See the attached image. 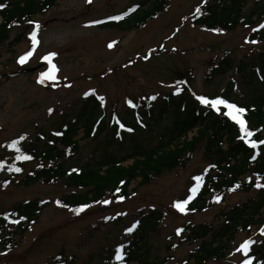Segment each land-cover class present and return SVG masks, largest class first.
<instances>
[{"label":"rangeland","instance_id":"1","mask_svg":"<svg viewBox=\"0 0 264 264\" xmlns=\"http://www.w3.org/2000/svg\"><path fill=\"white\" fill-rule=\"evenodd\" d=\"M9 0H0L3 4ZM13 1V0H10ZM143 0H57L46 14H38L25 32L13 31L12 37L21 35L17 45L5 44L0 48V213L15 204L36 198L50 201L37 221L23 234H18L5 248L0 239V264H47L60 253L72 257L69 264H109L116 261V250L135 238L142 212L152 208L164 212L165 220L154 230L149 229L147 251L151 259L171 257L170 264L184 261L199 244L183 241L185 234L178 230L188 221L196 224L221 225L219 211L245 202L255 192L230 194L224 205L192 213L181 212L174 204L183 201L195 182L197 173L206 166L200 147L185 170L164 173L152 183L140 187L133 181L134 192L126 200L106 197L101 203L77 213L57 205L58 198L69 190L63 183L31 186L18 185L21 177L7 182L8 167L15 156L8 148L11 141L35 140L40 133L49 136L59 127L71 124L81 115L87 103L97 101L96 117L109 121L113 113L122 117L126 110H133L135 101H146L155 96L160 101L166 94H174L180 84L178 73H185L195 95L217 97L222 90L237 80L233 96L239 100L264 93V86L246 84L234 70L206 82L209 68L225 53L239 62L250 59L253 52H264V43H249L248 27L219 34L195 27L191 15L203 0H169L168 9L137 30L122 31L103 24L109 17L128 10ZM253 7L248 3L245 12ZM1 21V19H0ZM99 21V23H93ZM37 31L39 41L34 55L25 64L19 57L32 49L31 33ZM113 44V47H109ZM56 53L53 63L59 69L56 80L39 83V75L46 71L48 62L43 59ZM182 71V72H181ZM94 90V91H93ZM87 94V95H86ZM99 97H103L101 101ZM131 100L133 103L129 104ZM51 110V111H50ZM170 118L158 122L151 129L142 128L141 144L150 147L158 143L161 130ZM145 129V130H144ZM194 132H190L192 136ZM83 135V129L79 136ZM104 132L101 141L85 140L82 143L80 164L91 157L106 152L129 165L132 149L118 143L106 147ZM49 139V138H47ZM34 166L29 164L27 169ZM109 201V203H103ZM135 225L134 231L126 229ZM15 225H10L11 231ZM249 236L239 232L232 244L227 260L207 264H238L245 260L243 251L237 249ZM172 248L168 249V247ZM131 264H136L133 261ZM264 264V262L262 263Z\"/></svg>","mask_w":264,"mask_h":264},{"label":"trees","instance_id":"2","mask_svg":"<svg viewBox=\"0 0 264 264\" xmlns=\"http://www.w3.org/2000/svg\"><path fill=\"white\" fill-rule=\"evenodd\" d=\"M56 3L57 0H9L3 3L4 7L0 8V48L5 44H19L22 33L33 18L38 14H46ZM248 3H252L253 7L245 12ZM168 7L169 0H143L134 6L138 8L136 11L113 15L103 24L131 31L163 14ZM198 7L201 12L196 13L195 10L191 15L193 26L219 34L235 31L240 26L248 27L251 31L246 35V41L264 43V28L261 27L264 25V0H204ZM112 17L122 19H111ZM20 28L23 30L21 35L12 37L13 31ZM216 29L219 31H214ZM247 57L236 62L230 53H225L209 68L206 82L211 84L217 77L234 70L246 84L260 83L264 86V52H253L250 56L252 58ZM190 79L185 73H178L176 81L180 84L179 91L177 89L174 94H166L160 101H135L133 110H126L123 117L115 112L109 121L96 117L97 101L94 104L87 103L78 119L55 129L49 136L40 133L28 144L24 140H17L20 153L10 147L11 141L8 148L15 159L7 169V182L21 177L17 183L21 186L63 183L69 191L56 201L59 207L74 209L88 205L87 208H92L108 196L120 201V197L128 199L134 192L131 189L133 181L140 179L138 185L142 187L164 173L185 170L196 151L202 147L207 164L197 173L196 176L201 179L195 180L184 199L191 197L186 205L187 211L202 213L211 210L216 205H224L228 196L237 192H255V196L230 208H222L217 217L222 223L218 227L188 221L181 228V232L185 234L183 241H195L199 244L178 264H207L227 260L239 232L249 236L247 241H254L245 260L251 258L252 264H262L264 188H257L255 185L257 182L264 184V145L253 149L246 139H240L242 133L239 126L224 114L227 109L221 106V111L217 112L210 106L201 104L196 99L197 96L210 99L216 97L195 95ZM236 84L237 80L233 78L217 97L245 108L247 111L244 119L248 128L255 133L251 139L264 140V93L239 100L233 96ZM166 118H170V123L161 130L158 143L150 147L143 146V133L138 130L146 128L154 132V126ZM195 128L196 135L188 139V133ZM81 129L83 135L78 137ZM104 132L107 133L103 139L106 147L118 143L120 146L126 144L133 150L129 156L133 158L131 164L124 165L123 162L128 157L118 158L107 149L103 155L91 157L80 164L83 141H101ZM20 154L30 155L32 159H17ZM32 163L34 166L27 169ZM12 166L19 167L22 171H10ZM193 188H196L195 192L192 191ZM49 204L48 200L36 198L17 203L0 213V239L3 246L10 247L16 235L26 232ZM164 220V212L155 208L147 213L142 212L134 232L135 238L128 244L129 252L123 254V264H131L133 261L136 264H170V256L151 259L147 251L149 229L154 230ZM10 225H15L13 229L11 227V231L8 229ZM170 248L172 246L168 247ZM245 260L238 264H244ZM72 261V257L60 253L47 264H69ZM109 264L121 262L116 260Z\"/></svg>","mask_w":264,"mask_h":264},{"label":"snow or ice","instance_id":"3","mask_svg":"<svg viewBox=\"0 0 264 264\" xmlns=\"http://www.w3.org/2000/svg\"><path fill=\"white\" fill-rule=\"evenodd\" d=\"M91 2V0H89V3ZM206 2V0H205ZM4 5L0 4V8H3ZM132 11H135V9H132ZM201 9L199 7H197L196 9V13H200ZM111 19H122V17H112ZM30 23H35V22H30ZM93 23H99V21H94ZM40 27V25L38 23H35V28L38 30ZM262 28H264V25H261ZM214 31H219L218 29L214 30ZM31 40L33 43V47L31 50H29L28 52H26L24 55L19 57L18 63L20 64H25L26 62L29 61V59L34 55L36 47L39 44V41L37 39V31H33L31 33ZM253 43H255L256 41H252ZM113 44H109V47H113ZM56 53H49L48 55L44 56L43 59L45 61L48 62V68L46 71H43L40 73L39 75V80L38 82L43 84L46 80H56L57 78V73L59 72L58 67L56 66L55 63H53V58L56 56ZM94 91V90H93ZM179 91V89L177 90ZM87 95V94H86ZM99 99L101 101L104 100L103 97H99ZM151 99L155 100L156 97L153 96L151 97ZM196 99L204 105L210 106L211 108L215 109L217 112L221 111V106H223L224 109H227V111L224 113L225 115H227L228 117H230L238 126H239V130L242 133V136L240 137V139L242 140H247V143L251 146V148L253 149H257L260 145H264V140H255V139H251L255 133L250 130L247 126V121L244 119V115L246 113V109L239 107L238 105H236L235 103H231L226 99H223L221 97H216V98H208L206 96H197ZM129 104H132L133 102L131 100L128 101ZM51 111V110H50ZM121 127H123V125H121ZM129 131H131V129H129ZM25 139V137H20V140ZM18 141H13L10 145V147H12L17 153L21 152L20 147L18 146ZM17 159L20 160H30L32 159V157L30 155L27 154H20L16 157ZM255 158V157H254ZM3 168V164H0V169ZM10 171H15V172H21L22 169L19 167H15L12 166L9 168ZM195 179L197 181H199L201 179V177H195ZM249 180L251 181V178H249ZM257 188H264V184H261L259 182L256 183L255 185ZM236 187H239V185H237ZM193 192L196 191V188L192 189ZM121 200H123V197H120ZM191 197L189 199H186L184 201H177L174 204V207H176L179 211L184 212L186 211V205L190 202ZM219 200V197H217V201ZM103 203H109V201H104ZM88 205H83L78 209H75V211L77 213L79 212H83L85 210V208H87ZM16 223H18L19 221H15ZM135 225H133L132 227L126 229L127 232H132L134 231ZM182 231V229L178 230V233ZM261 233L264 234V228L261 229ZM254 243V241L248 240L245 241L243 244H241V246L237 249V251H243L244 255L247 256L250 252V248L251 245ZM123 252H124V248L123 245L119 246L116 250V259L118 261L121 262V264H123ZM244 264H252V259L249 258L247 260L244 261Z\"/></svg>","mask_w":264,"mask_h":264}]
</instances>
